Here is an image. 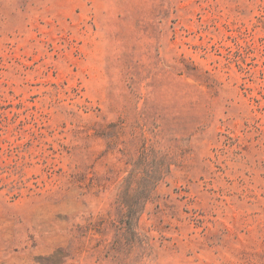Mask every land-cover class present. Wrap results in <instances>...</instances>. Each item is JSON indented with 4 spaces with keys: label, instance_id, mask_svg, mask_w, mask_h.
Wrapping results in <instances>:
<instances>
[{
    "label": "rangeland",
    "instance_id": "rangeland-1",
    "mask_svg": "<svg viewBox=\"0 0 264 264\" xmlns=\"http://www.w3.org/2000/svg\"><path fill=\"white\" fill-rule=\"evenodd\" d=\"M0 264H264V0H0Z\"/></svg>",
    "mask_w": 264,
    "mask_h": 264
},
{
    "label": "trees",
    "instance_id": "trees-1",
    "mask_svg": "<svg viewBox=\"0 0 264 264\" xmlns=\"http://www.w3.org/2000/svg\"><path fill=\"white\" fill-rule=\"evenodd\" d=\"M128 211L126 213V222L128 225H134V220H136L137 216H136V213H133V210H132V207L129 206L128 207ZM130 226V227H131Z\"/></svg>",
    "mask_w": 264,
    "mask_h": 264
}]
</instances>
